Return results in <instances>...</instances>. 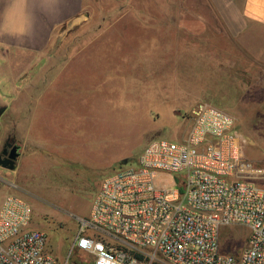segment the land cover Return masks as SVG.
I'll list each match as a JSON object with an SVG mask.
<instances>
[{
	"label": "rangeland",
	"instance_id": "rangeland-1",
	"mask_svg": "<svg viewBox=\"0 0 264 264\" xmlns=\"http://www.w3.org/2000/svg\"><path fill=\"white\" fill-rule=\"evenodd\" d=\"M219 3L86 0L87 8L77 22L85 29L66 32L63 39L97 42L82 51L77 44L54 49L60 62L81 51L68 58L63 72L59 64H51L44 74L37 58L31 65L32 55L41 52L0 50V109L7 111L0 123V140L10 137L32 162L24 174L19 169L15 194L30 204L31 227L46 234L47 253L58 264H89L84 255L70 251L100 182L124 167L125 161L135 164L151 141L183 140L191 125L185 114L200 102L194 97L230 112L248 140V157L260 159L264 121L260 129L256 127L258 116L250 109L253 97L248 89L241 91L243 110L235 104L240 92L237 95L233 87L234 59H228L230 64L217 63L222 36L216 32L221 26ZM187 12L193 14L195 27L204 23L211 30L203 35L211 63L204 66L201 78L200 65H193V74L188 72L185 28L175 31L172 26L175 22L184 26L190 19ZM225 75L230 79L226 83ZM45 86L49 87L43 92ZM26 121L31 129L21 127ZM248 234L241 225L220 227V253L240 255Z\"/></svg>",
	"mask_w": 264,
	"mask_h": 264
},
{
	"label": "built area",
	"instance_id": "built-area-1",
	"mask_svg": "<svg viewBox=\"0 0 264 264\" xmlns=\"http://www.w3.org/2000/svg\"><path fill=\"white\" fill-rule=\"evenodd\" d=\"M185 115L183 140L151 141L102 179L70 252L89 264H264V151L248 157L227 110L197 102ZM32 215L23 196L4 198L0 264H58ZM230 225L249 230L238 256L220 253L219 228Z\"/></svg>",
	"mask_w": 264,
	"mask_h": 264
},
{
	"label": "crops",
	"instance_id": "crops-1",
	"mask_svg": "<svg viewBox=\"0 0 264 264\" xmlns=\"http://www.w3.org/2000/svg\"><path fill=\"white\" fill-rule=\"evenodd\" d=\"M85 2L86 0H0V50L3 47L41 52L40 56L32 55L31 65L35 64L34 58H37L38 61L42 60L44 74L50 71L47 66L51 64H59L58 70L63 72L62 68L67 64L69 57L80 54L86 47L91 44L95 45L97 42L63 39L66 32L86 27L77 24L87 8ZM219 2L217 12L221 26L216 32L219 36L222 33V36H220L221 40L218 44L219 59L217 63L230 64L228 59L231 57L234 59L232 64L236 67L233 87L237 95L238 91L240 92L239 101L236 100L235 102L238 103L235 104L239 105L240 111L243 110L246 101L242 100L241 91L248 89L250 97H253L250 100V109L257 114L256 127L260 129L261 121H264V117H261L264 115V0H219ZM187 14V18L190 19L185 22L184 26L179 27L176 22L172 26L175 31L178 28H185L188 34L185 52L186 64L189 66L188 72L193 74V65H200L202 73L198 69L197 72L198 75L201 74L198 78H201L204 74V66L211 63V54L204 45L203 35L206 31L211 32V30L210 26L204 23L195 27L192 24L193 14L189 12ZM199 33L202 34L201 37L197 35L195 38V34ZM96 37L97 32L93 38ZM71 44H77V49L81 51L70 53L66 59L60 62L62 59L54 56L53 50L62 45L67 49ZM174 55L176 57L177 53ZM193 59H195V63ZM222 80L226 83L230 79L225 75ZM246 80L250 81L249 85L245 84ZM47 87L49 86L43 88V92ZM224 87L220 90H224ZM203 99V97H194L193 100L203 102ZM6 112V108L0 109V123ZM21 127L32 128L28 121ZM6 140L7 138L4 141L0 140V151ZM18 146L20 156L15 162V168L9 170L0 166L1 201L6 196L16 193L19 169H23L20 174H24L32 166L31 160L23 152V147Z\"/></svg>",
	"mask_w": 264,
	"mask_h": 264
},
{
	"label": "water",
	"instance_id": "water-1",
	"mask_svg": "<svg viewBox=\"0 0 264 264\" xmlns=\"http://www.w3.org/2000/svg\"><path fill=\"white\" fill-rule=\"evenodd\" d=\"M18 150L19 146H14L6 158L0 156V166L5 169L13 170L15 168V162L20 156ZM124 163H126V161Z\"/></svg>",
	"mask_w": 264,
	"mask_h": 264
},
{
	"label": "flooded vegetation",
	"instance_id": "flooded-vegetation-1",
	"mask_svg": "<svg viewBox=\"0 0 264 264\" xmlns=\"http://www.w3.org/2000/svg\"><path fill=\"white\" fill-rule=\"evenodd\" d=\"M14 146H18V145L15 143L14 140H12L10 137H8L7 140H6L5 143H4V146L2 147V149H1V151H0V156H1L2 158H6V157L9 155L11 149H12ZM18 151H20V148H19ZM17 160H18V159H17Z\"/></svg>",
	"mask_w": 264,
	"mask_h": 264
}]
</instances>
